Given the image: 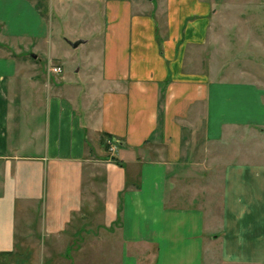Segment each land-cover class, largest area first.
Returning <instances> with one entry per match:
<instances>
[{
  "label": "crops",
  "instance_id": "obj_1",
  "mask_svg": "<svg viewBox=\"0 0 264 264\" xmlns=\"http://www.w3.org/2000/svg\"><path fill=\"white\" fill-rule=\"evenodd\" d=\"M52 1L100 48L57 57L42 7L0 0V255L28 232L93 264H264V87L193 69L213 3Z\"/></svg>",
  "mask_w": 264,
  "mask_h": 264
},
{
  "label": "rangeland",
  "instance_id": "obj_2",
  "mask_svg": "<svg viewBox=\"0 0 264 264\" xmlns=\"http://www.w3.org/2000/svg\"><path fill=\"white\" fill-rule=\"evenodd\" d=\"M35 1L44 10L43 16L53 24L55 56H75L78 59L98 54L101 38L99 31L93 30L89 14L86 15L84 24L73 23L71 19L62 23L59 18L62 15L47 13L52 0ZM210 1L215 7L210 43L207 48L198 49L196 54L191 55L195 62L193 69L208 73L211 71L214 81H245L264 87V0ZM68 23L72 24L71 28L67 26ZM75 36L88 42L78 49H72L68 44ZM27 234V237L17 239L15 254L2 259L1 264H93L92 252L77 253L75 248L76 253H62L64 248L61 237L31 238L30 233ZM77 241L78 238L71 236L66 239V244L74 245ZM102 262H106L104 255Z\"/></svg>",
  "mask_w": 264,
  "mask_h": 264
},
{
  "label": "built area",
  "instance_id": "obj_3",
  "mask_svg": "<svg viewBox=\"0 0 264 264\" xmlns=\"http://www.w3.org/2000/svg\"><path fill=\"white\" fill-rule=\"evenodd\" d=\"M50 71L55 75H61L63 73V68L60 65H54L51 67ZM118 145L112 142H108V149L110 152L115 153L118 151Z\"/></svg>",
  "mask_w": 264,
  "mask_h": 264
},
{
  "label": "water",
  "instance_id": "obj_4",
  "mask_svg": "<svg viewBox=\"0 0 264 264\" xmlns=\"http://www.w3.org/2000/svg\"><path fill=\"white\" fill-rule=\"evenodd\" d=\"M81 43H83V41H82V40H78V41H76L75 43H71V45H72L74 48H76V47H78Z\"/></svg>",
  "mask_w": 264,
  "mask_h": 264
},
{
  "label": "trees",
  "instance_id": "obj_5",
  "mask_svg": "<svg viewBox=\"0 0 264 264\" xmlns=\"http://www.w3.org/2000/svg\"><path fill=\"white\" fill-rule=\"evenodd\" d=\"M10 256H13L11 253H6V254H1L0 255V258H5V257H10Z\"/></svg>",
  "mask_w": 264,
  "mask_h": 264
}]
</instances>
